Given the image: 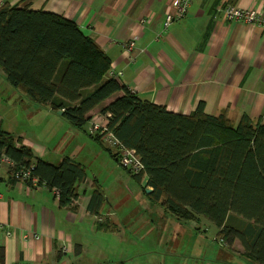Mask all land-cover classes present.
Segmentation results:
<instances>
[{
  "label": "crops",
  "instance_id": "1",
  "mask_svg": "<svg viewBox=\"0 0 264 264\" xmlns=\"http://www.w3.org/2000/svg\"><path fill=\"white\" fill-rule=\"evenodd\" d=\"M176 1L0 0V7L27 6L75 22L110 56L108 77L143 100L180 114H191L204 102L207 114H226L236 124L244 115L264 122V28L230 21L223 10L235 5L264 11V0H193L186 17L165 28ZM132 39L136 45L128 52L125 45ZM3 91L2 106L22 107L31 122L22 127L19 119L5 125L0 115L3 128L18 144L22 140L53 164L69 157L87 172L92 158L106 155L108 161L98 143L113 157L112 184L118 186L99 184L98 177L91 180L87 174L78 184V203L62 205L46 185L14 181L2 161L1 264H258L245 256L240 240L228 243L204 216L179 219L154 202L145 192L146 180L142 186H130L114 155L89 133V125L76 127L50 104L26 100L0 68ZM18 91L22 98L10 106ZM122 95L117 92L97 106L91 118L102 115V109ZM40 123H47L45 132L39 130ZM122 183L127 186H119ZM98 187L104 201L94 214L88 205Z\"/></svg>",
  "mask_w": 264,
  "mask_h": 264
},
{
  "label": "trees",
  "instance_id": "2",
  "mask_svg": "<svg viewBox=\"0 0 264 264\" xmlns=\"http://www.w3.org/2000/svg\"><path fill=\"white\" fill-rule=\"evenodd\" d=\"M110 56L79 26L58 14L29 7H0V68L15 88L33 102L50 104L79 128L102 109L108 125L127 147L136 149L146 167L145 192L179 219L204 216L229 243L238 239L244 254L264 264V122L244 115L235 123L226 114L206 113L200 102L191 114L169 111L141 99L116 78L108 77ZM102 142L100 136H94ZM0 121V163L8 157L12 179L31 169L27 179L60 191V202L78 199L87 179L84 165L65 157L59 164L40 158ZM104 145V144H103ZM108 149V148H106ZM117 159V155L108 149ZM140 183L144 174L133 175ZM104 194L98 187L88 208L98 214ZM0 252V264L2 263Z\"/></svg>",
  "mask_w": 264,
  "mask_h": 264
},
{
  "label": "built area",
  "instance_id": "3",
  "mask_svg": "<svg viewBox=\"0 0 264 264\" xmlns=\"http://www.w3.org/2000/svg\"><path fill=\"white\" fill-rule=\"evenodd\" d=\"M193 0H177L172 10L166 17L164 26L168 28L175 21L181 20L189 12V8ZM228 20L246 21L257 26L264 28V11L255 8L243 9L235 5H227L223 8ZM136 45V40H129L125 47L128 52H131ZM112 114L110 112L104 113L97 117H93L89 121V133L92 136H100L104 145L109 147L116 155L119 163L133 175L144 174V180L147 178L146 167L142 161L141 156L137 153L136 149L125 146L116 135L109 130L108 125ZM2 161L14 165L13 162L5 157ZM15 176L22 181H27L31 178V169H22L15 173ZM34 184H38V179L33 178ZM148 188H152L147 186ZM55 193L60 196V191L55 189ZM78 203V199H73L72 205Z\"/></svg>",
  "mask_w": 264,
  "mask_h": 264
},
{
  "label": "rangeland",
  "instance_id": "4",
  "mask_svg": "<svg viewBox=\"0 0 264 264\" xmlns=\"http://www.w3.org/2000/svg\"><path fill=\"white\" fill-rule=\"evenodd\" d=\"M19 93H15L13 96V98L10 100V106L11 105H14V104H18L16 103L19 99H20V91H18ZM6 93L3 91L2 93H0V115L2 117L5 118V125H7L8 122H14V125L16 124L17 120L19 119H23L22 122L20 123V125L23 127H25L27 124H31V122H28L27 119L25 118V113L23 112L24 109L21 107V109H17V110H14L16 108H13V107H8L7 106H2V102L4 101L3 98H6L4 95ZM18 94V95H17ZM22 98V97H21ZM23 98H25L26 100H29L30 102L31 99L27 96V95H23ZM20 108V107H19ZM104 114V113H103ZM92 119V118H91ZM90 119V120H91ZM40 121V120H38ZM36 121L35 124L37 125L39 122ZM90 125L89 122L87 124V126ZM47 126V123L45 124H42L40 123V128L39 129L40 131H43L45 132V128ZM21 127V128H22ZM38 127V125H37ZM89 129V128H88ZM42 132V133H43ZM95 144V143H94ZM104 144V143H103ZM105 146L106 148L110 149L109 147H107L106 145H103ZM97 147H98V150H102L105 154L108 155V161L105 160V157H101L100 159L98 158H92L90 164L88 163L87 165V174H88V177L91 178V180H95L96 178L95 177H98V179H100L101 181H99L98 183L99 184H102L103 185V181L108 185V186H118L115 184H112V179L114 178L113 175L111 174V172L113 171L112 168H111V164H110V161L113 160V157L111 156V154L106 151L105 149H103L98 143H97ZM89 149V148H88ZM92 149V148H91ZM90 150V149H89ZM111 150V149H110ZM93 151V150H92ZM112 151V150H111ZM113 152V151H112ZM114 153V152H113ZM118 161V159H117ZM119 163V161H118ZM9 166H11L9 163H7ZM103 165V168L102 166ZM119 165L122 167V168H119L120 169V172L123 176H126V178L128 179V181H130V186H142L143 182L140 183L134 176L133 174L125 169L120 163ZM110 168V170L108 168ZM99 169H101L102 171L100 172L102 176H99L97 174V171H99ZM111 171V172H110ZM96 186H99V185H96ZM119 186H127V183H122L120 184ZM141 195L143 196V191H141ZM212 237V236H211ZM212 243V242H211ZM220 242H218L219 244ZM229 243V242H228Z\"/></svg>",
  "mask_w": 264,
  "mask_h": 264
},
{
  "label": "water",
  "instance_id": "5",
  "mask_svg": "<svg viewBox=\"0 0 264 264\" xmlns=\"http://www.w3.org/2000/svg\"><path fill=\"white\" fill-rule=\"evenodd\" d=\"M59 114L63 115L64 110H59ZM146 191H147V193H151L153 191V188H147Z\"/></svg>",
  "mask_w": 264,
  "mask_h": 264
},
{
  "label": "clouds",
  "instance_id": "6",
  "mask_svg": "<svg viewBox=\"0 0 264 264\" xmlns=\"http://www.w3.org/2000/svg\"><path fill=\"white\" fill-rule=\"evenodd\" d=\"M241 51H243V50L241 49Z\"/></svg>",
  "mask_w": 264,
  "mask_h": 264
}]
</instances>
